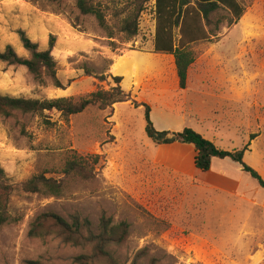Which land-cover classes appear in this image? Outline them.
<instances>
[{
	"label": "rangeland",
	"instance_id": "rangeland-1",
	"mask_svg": "<svg viewBox=\"0 0 264 264\" xmlns=\"http://www.w3.org/2000/svg\"><path fill=\"white\" fill-rule=\"evenodd\" d=\"M236 1L244 9L242 18L223 24L211 42L191 46L199 58L182 90L174 57L154 52L155 0H94L112 39L95 17L79 14L75 0H0V51L11 45L27 58L20 32L40 50L48 49L54 36L52 56L65 86L56 88L49 80L43 85L24 67L0 62L1 95L44 100L108 91L113 78L123 77L112 72L118 58L131 60L132 74L121 83L129 100L112 110L91 106L68 118L52 112L0 119V166L13 187L8 205L13 221L0 228V264H75L74 258L87 252L33 239L29 231L41 214L69 219L76 211L95 232L103 211L114 224L130 225L126 244L110 250L117 264H132L145 248L138 264L152 259L156 264H264L259 183L230 160L215 159L209 173L197 170L192 145L155 144L146 133L143 106L151 108L157 131L192 128L230 152L248 146L244 163L264 179V0ZM140 8L138 33L129 37L121 24ZM226 15L229 11L221 9L213 19ZM131 56L147 57L149 67L140 69ZM75 155L102 157L94 179L66 178L60 197L19 190L35 175L63 178L61 169Z\"/></svg>",
	"mask_w": 264,
	"mask_h": 264
},
{
	"label": "trees",
	"instance_id": "trees-1",
	"mask_svg": "<svg viewBox=\"0 0 264 264\" xmlns=\"http://www.w3.org/2000/svg\"><path fill=\"white\" fill-rule=\"evenodd\" d=\"M61 2L62 0H47ZM150 1V0H146ZM156 1V34L154 52L157 54L172 55L175 61L176 72L180 89L187 88L188 76L191 67L199 58V54L191 46L199 42H211L215 39L220 27L227 23L228 26L236 24L243 16L244 9L236 0H155ZM75 7L81 16H93L99 26L107 31L108 38L113 34L107 24L104 13L94 3V0H75ZM227 9L230 15L220 16L216 20L214 15L218 11ZM141 8L128 16L121 24V32L129 37L138 33L139 16ZM215 27V30L212 29ZM180 36L178 42L175 32ZM23 48L29 57H21L11 45L0 51V62L9 66L24 67L36 81L45 85L51 81L56 88L65 89L57 76V62L52 56L56 40L51 36L48 49L40 50L37 43L32 42L24 32H20ZM177 42V43H176ZM101 82L105 78L100 77ZM115 86L106 91L98 89L87 97L59 98L33 100L16 98L0 94V119H17L18 116L36 115L44 117L46 113L58 112L65 117H71L84 112L91 106H98L102 110L113 109L119 103L127 102L130 95L121 87L123 77L113 78ZM138 105L137 103H135ZM145 107L146 133L157 145H192L196 156L195 168L201 172L211 171L213 161L230 160L240 164L243 172L255 179L264 190V179L251 167L244 163L248 146L239 151H226L220 149L212 141L192 128H184L179 132L157 131L151 121V108ZM50 124L49 121H46ZM102 165L99 155L73 156L67 160L61 169L63 178H47L45 174L35 175L19 185V190L27 194L60 197L66 190L65 179L76 177L80 180L90 181L97 175V168ZM13 187L8 184L5 170L0 166V228L13 221L8 212L10 195ZM167 229V226L164 230ZM130 225L127 222L114 224L105 211L95 232L92 222L83 217L78 211L69 215V219L48 212L41 214L31 224L29 236L33 239L57 240L86 254L74 258L75 264H94L102 260L106 264H117L118 260L110 251L119 249L126 244L129 238ZM147 249L141 250L133 259L132 264H138L145 256ZM155 259L150 264H156ZM26 264H40L39 262H26Z\"/></svg>",
	"mask_w": 264,
	"mask_h": 264
},
{
	"label": "bare ground",
	"instance_id": "bare-ground-1",
	"mask_svg": "<svg viewBox=\"0 0 264 264\" xmlns=\"http://www.w3.org/2000/svg\"><path fill=\"white\" fill-rule=\"evenodd\" d=\"M131 60L126 58H118L112 65V72L115 75H122L127 79H131L132 74L130 72Z\"/></svg>",
	"mask_w": 264,
	"mask_h": 264
},
{
	"label": "crops",
	"instance_id": "crops-1",
	"mask_svg": "<svg viewBox=\"0 0 264 264\" xmlns=\"http://www.w3.org/2000/svg\"><path fill=\"white\" fill-rule=\"evenodd\" d=\"M131 59L137 64L139 65L140 69H147L149 67V63H148V59L146 57V59H143L141 57L139 58H135V56H131ZM175 67V64L173 65ZM176 68V67H175ZM213 142V141H212ZM214 143V142H213ZM216 145V144H215ZM217 146V145H216ZM195 150V149H194ZM196 153V152H195ZM246 155V154H245ZM245 158V157H244ZM226 161V160H225ZM232 162V161H231ZM237 164V163H236ZM240 165V164H239ZM241 166V165H240ZM209 173V172H207Z\"/></svg>",
	"mask_w": 264,
	"mask_h": 264
}]
</instances>
